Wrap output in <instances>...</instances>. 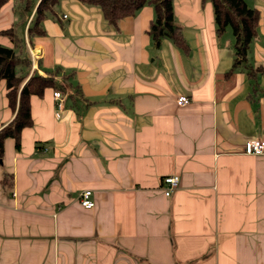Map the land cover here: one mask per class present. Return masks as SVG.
<instances>
[{
  "label": "crops",
  "instance_id": "crops-1",
  "mask_svg": "<svg viewBox=\"0 0 264 264\" xmlns=\"http://www.w3.org/2000/svg\"><path fill=\"white\" fill-rule=\"evenodd\" d=\"M26 2L0 8V45L27 60L17 76H52L62 99L32 96L20 149L3 143L0 264H264V153H244L264 140V0H246L259 11L251 71L233 70L209 1L173 0L182 48L154 46L150 4L112 27L99 6L59 0L31 37L39 0ZM6 93L2 80L0 129L14 116Z\"/></svg>",
  "mask_w": 264,
  "mask_h": 264
},
{
  "label": "trees",
  "instance_id": "trees-1",
  "mask_svg": "<svg viewBox=\"0 0 264 264\" xmlns=\"http://www.w3.org/2000/svg\"><path fill=\"white\" fill-rule=\"evenodd\" d=\"M9 0H0V8ZM82 4L99 6L103 19L112 27L123 18L133 16L144 5L150 4L154 8L155 18L151 22L148 34L155 47L159 46L162 38H168L172 43L182 48L184 42L181 29L176 24L173 14V0H76ZM212 4L214 12L215 32L222 35L230 28L233 36L234 61L233 69L242 66L252 70L247 64L249 45L257 35L259 11L247 6L244 0H203ZM28 2V0H27ZM26 2V3H27ZM59 0H39L28 34L31 37L44 34L41 22L47 14L54 13V7ZM27 9V8H26ZM16 45V35L12 29L1 32ZM28 66L27 60L18 57L14 48L0 45V81H5L8 105L14 116L12 120L0 129V160L3 157V143L12 139L16 151L20 149V135L24 128L33 125L30 116V98L41 97L47 88L60 91L52 76L43 77L32 74L28 79L16 75V67ZM261 70H253L258 72ZM11 181L8 176L2 179V186L10 189Z\"/></svg>",
  "mask_w": 264,
  "mask_h": 264
},
{
  "label": "built area",
  "instance_id": "built-area-1",
  "mask_svg": "<svg viewBox=\"0 0 264 264\" xmlns=\"http://www.w3.org/2000/svg\"><path fill=\"white\" fill-rule=\"evenodd\" d=\"M65 18V16H63ZM53 97L55 100L60 101L62 96L59 91L53 92ZM189 98L186 96H179L176 99V104L178 106H185L188 104ZM61 104H57V111H55V117L59 118V111L61 110ZM244 153L248 155L259 156L264 153V140L261 139H251L246 142L244 147ZM163 184V194L165 197H170L179 186V177L176 175L165 176L162 178ZM78 202L80 206L84 209H91L94 206L92 199V192L90 190L82 191L78 196Z\"/></svg>",
  "mask_w": 264,
  "mask_h": 264
},
{
  "label": "rangeland",
  "instance_id": "rangeland-1",
  "mask_svg": "<svg viewBox=\"0 0 264 264\" xmlns=\"http://www.w3.org/2000/svg\"><path fill=\"white\" fill-rule=\"evenodd\" d=\"M245 2H246V0H244ZM249 1V0H248ZM246 4L248 5V3L246 2ZM57 8H56V10H57V13H60V10L58 9V6H56ZM248 7H250V6H248ZM230 34V36H231V43H230V46H232V44H233V36H232V31H231V29L230 28H227L226 29V32H224V34L223 35H225V34ZM222 35V36H223ZM166 39H168V38H166ZM169 40V39H168ZM234 61V60H233ZM232 64H233V62H232ZM236 69V68H235ZM237 69L238 70H245L243 67H237ZM234 70V69H233Z\"/></svg>",
  "mask_w": 264,
  "mask_h": 264
}]
</instances>
